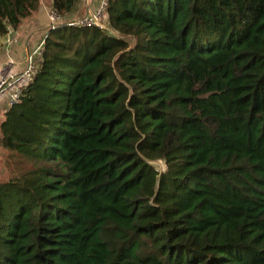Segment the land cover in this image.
<instances>
[{"label":"trees","instance_id":"1","mask_svg":"<svg viewBox=\"0 0 264 264\" xmlns=\"http://www.w3.org/2000/svg\"><path fill=\"white\" fill-rule=\"evenodd\" d=\"M38 1L0 0V37ZM108 23L49 27L0 124V264H264V0Z\"/></svg>","mask_w":264,"mask_h":264},{"label":"crops","instance_id":"2","mask_svg":"<svg viewBox=\"0 0 264 264\" xmlns=\"http://www.w3.org/2000/svg\"><path fill=\"white\" fill-rule=\"evenodd\" d=\"M98 0H76L71 13L61 21H74L93 11ZM50 0H39L37 7L24 18L16 30H9L0 37V77L10 72L18 74L24 69L27 58L41 46L43 37L50 26ZM8 110L7 98L0 99V121L3 122Z\"/></svg>","mask_w":264,"mask_h":264},{"label":"built area","instance_id":"3","mask_svg":"<svg viewBox=\"0 0 264 264\" xmlns=\"http://www.w3.org/2000/svg\"><path fill=\"white\" fill-rule=\"evenodd\" d=\"M108 2L109 0H98L97 6L93 11L77 20L65 22L73 26H93L100 30L110 31L108 23ZM61 19L51 11L49 14V27L63 22ZM41 49L40 46L39 49L27 58L24 69L20 73L11 75L10 72H7L0 77V99L7 98L8 108L16 105L20 101L23 89L32 81L41 61Z\"/></svg>","mask_w":264,"mask_h":264},{"label":"rangeland","instance_id":"4","mask_svg":"<svg viewBox=\"0 0 264 264\" xmlns=\"http://www.w3.org/2000/svg\"><path fill=\"white\" fill-rule=\"evenodd\" d=\"M1 123L2 122L0 121V124ZM5 159H6V152L0 147V179L5 178L9 173H11L14 170L13 166L7 163V160L5 164ZM155 166L158 170H162L164 168L162 163H155Z\"/></svg>","mask_w":264,"mask_h":264}]
</instances>
